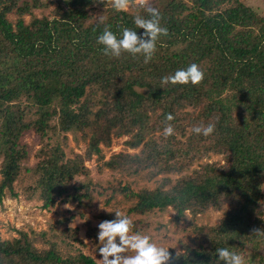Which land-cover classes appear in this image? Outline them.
Returning <instances> with one entry per match:
<instances>
[{"label":"trees","instance_id":"trees-1","mask_svg":"<svg viewBox=\"0 0 264 264\" xmlns=\"http://www.w3.org/2000/svg\"><path fill=\"white\" fill-rule=\"evenodd\" d=\"M54 1L56 16L36 20L38 31L33 32L24 16L44 7L40 0H0V119L5 124L0 204L5 190L13 191L27 169V134L35 133L41 144L34 190L40 189L45 209L54 208L67 194L61 182L72 160H66L58 136L92 131L97 141L114 130L131 136L133 148L148 137L140 156L120 154L107 166L121 170L136 165L158 175L187 171L210 153L223 155L226 162L204 164L176 184L164 179L156 191L134 194L129 187L120 189L126 198L138 199L130 211L140 215L172 207L183 218L188 211L198 216L219 209L222 202L229 204L222 225L195 228L193 247L181 254L169 251L170 264H215L219 247L247 256L245 264H264V234H257L264 232V218L258 216L264 198V17L240 0H168L161 5L162 0H156L153 8L168 33L158 38L152 59L144 63L143 57L127 53L119 58L104 55L97 36L105 25L118 37L125 27L142 34L133 17L146 16V5L128 0L132 10L117 12L110 0ZM98 10L105 18H96ZM13 14L16 25L8 19ZM191 63L203 72L198 84L161 88V77ZM23 103L27 105L22 109ZM33 108L38 118L27 121V111ZM166 114L174 119L165 121ZM209 122L215 124L210 136L190 132L183 142L177 139L187 128ZM165 123L174 128L167 138L162 134ZM93 150L99 153L97 145ZM164 186L170 189L164 191ZM83 189L85 196L73 201L85 203L83 196L90 201L89 186ZM64 235V242L81 243L76 229L67 228ZM0 264L97 262L82 252L64 256L45 233L34 238L22 233L11 241L0 235Z\"/></svg>","mask_w":264,"mask_h":264},{"label":"rangeland","instance_id":"rangeland-1","mask_svg":"<svg viewBox=\"0 0 264 264\" xmlns=\"http://www.w3.org/2000/svg\"><path fill=\"white\" fill-rule=\"evenodd\" d=\"M24 1V0H23ZM156 0H135L137 5H146L148 7L156 6ZM168 0L160 1L159 5L166 3ZM233 2L235 0H232ZM254 10L260 16L264 17V0H240ZM44 7L33 9V14L24 16L25 23L33 32L38 31L36 20L43 18H53L54 10L57 4L54 0H40ZM132 10L129 6L126 11ZM96 18H105V12L98 10ZM9 21L16 25V15H8ZM27 103H23L22 109ZM55 109L53 106L50 111ZM36 108L27 111L26 120H35L38 116L35 114ZM3 119H0V137L5 131ZM3 131V132H2ZM191 128H187L185 133L177 135V139L182 142L190 136ZM161 132L158 131L153 138L159 141ZM95 133L87 131L83 135L81 132L69 133L66 138H62L64 134L58 136L57 141H62L66 160H72L68 172L62 179L61 185L67 190L66 195H62L56 201V206L52 209H45L40 200V189L34 190L35 182L38 178L34 172L41 158H37L41 144L35 133L27 134L24 141L30 147V157L23 167L21 177L14 183L13 191L6 189L2 203L0 204V235L5 241L20 239L22 233L29 234L34 238L43 233L46 238L57 242L60 251L64 256H75L82 252L93 258L97 264L101 259L98 250L99 241L97 239L98 224L105 220L115 219V212L119 211L127 215L131 220V232H140L149 235L152 240L159 246L169 248L168 251L174 250L177 254H181L185 247H193L196 240V230L198 228L210 230L216 228L225 222L230 206L222 202L219 209H208L205 213L193 216L188 211L183 218H178L174 208L169 207L164 211H153L151 213L140 215L132 212L130 209L136 205L138 199L133 197L126 198L121 194L120 189L129 187L134 194L143 191H156L164 179H169L172 184L185 176H189L195 170H200L204 164H220L225 165L223 155L208 154L207 157L197 160L187 171L177 174H151V170L143 171L138 166H125L121 170H113L107 166L112 158L118 155L140 156L146 138L143 143L133 148L129 146L131 136L119 135L114 130L108 135H103L96 141ZM110 139V140H109ZM56 141V142H57ZM109 141V143H107ZM97 145L99 153L94 152L93 148ZM79 157V158H78ZM5 161L4 151L0 149V165ZM76 164V169L73 168ZM83 169H82V167ZM35 176H34V175ZM2 179L0 166V182ZM89 186L87 196L90 201L86 202L84 198L85 190L83 186ZM82 189V190H81ZM168 186H164L163 190H169ZM264 194V186L262 188ZM84 195L82 201L78 203L73 201V197ZM258 216L264 218V198L260 203ZM63 222L64 224H60ZM76 229L78 238L81 243L69 244L70 240L63 241L64 231ZM197 228V229H195ZM53 234L57 238L53 239ZM118 243V241H117ZM37 247L42 245L37 243ZM72 247V248H71ZM245 259L247 256H244Z\"/></svg>","mask_w":264,"mask_h":264},{"label":"clouds","instance_id":"clouds-1","mask_svg":"<svg viewBox=\"0 0 264 264\" xmlns=\"http://www.w3.org/2000/svg\"><path fill=\"white\" fill-rule=\"evenodd\" d=\"M111 7L117 11L126 10L128 0H110ZM146 16L135 15L133 24L136 29H143L140 35L131 28H122L119 37L104 26L97 36V44L102 46L104 55L110 58H119L123 53L133 58L143 57L148 63L156 50V42L160 36H166L168 29L161 26L160 13L156 8L144 7ZM203 79V72L199 65L191 63L187 67L178 68L172 74L161 77V88L165 85H196ZM171 114L165 115V121H172ZM215 131V124L209 122L191 128V132L208 137ZM172 124L165 123L162 134L165 138L173 135ZM115 219L105 220L98 224L97 239L100 264H170L169 248L157 245L149 235L140 232H131V220L119 211L115 212ZM257 234H264L258 232ZM118 241V243H117ZM215 264H245V257L228 247L216 248Z\"/></svg>","mask_w":264,"mask_h":264}]
</instances>
